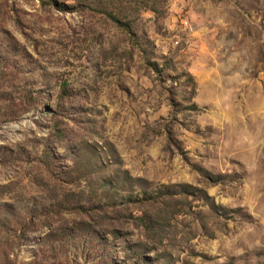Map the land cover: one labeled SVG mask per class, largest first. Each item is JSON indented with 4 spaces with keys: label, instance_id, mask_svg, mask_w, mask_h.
Returning <instances> with one entry per match:
<instances>
[{
    "label": "rangeland",
    "instance_id": "1",
    "mask_svg": "<svg viewBox=\"0 0 264 264\" xmlns=\"http://www.w3.org/2000/svg\"><path fill=\"white\" fill-rule=\"evenodd\" d=\"M0 264H264V0H0Z\"/></svg>",
    "mask_w": 264,
    "mask_h": 264
}]
</instances>
